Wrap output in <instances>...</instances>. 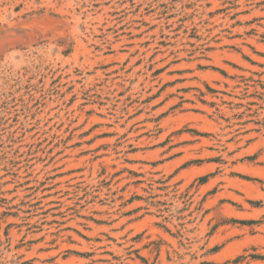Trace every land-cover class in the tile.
Wrapping results in <instances>:
<instances>
[{
  "label": "rangeland",
  "instance_id": "374dc122",
  "mask_svg": "<svg viewBox=\"0 0 264 264\" xmlns=\"http://www.w3.org/2000/svg\"><path fill=\"white\" fill-rule=\"evenodd\" d=\"M0 264H264V0H0Z\"/></svg>",
  "mask_w": 264,
  "mask_h": 264
}]
</instances>
